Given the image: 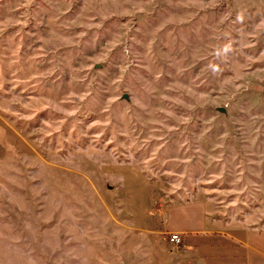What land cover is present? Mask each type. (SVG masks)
I'll return each mask as SVG.
<instances>
[{
	"label": "rangeland",
	"instance_id": "obj_1",
	"mask_svg": "<svg viewBox=\"0 0 264 264\" xmlns=\"http://www.w3.org/2000/svg\"><path fill=\"white\" fill-rule=\"evenodd\" d=\"M196 197L264 264V0H0V264H138Z\"/></svg>",
	"mask_w": 264,
	"mask_h": 264
},
{
	"label": "crops",
	"instance_id": "obj_2",
	"mask_svg": "<svg viewBox=\"0 0 264 264\" xmlns=\"http://www.w3.org/2000/svg\"><path fill=\"white\" fill-rule=\"evenodd\" d=\"M159 216L157 231L149 224H138V230H143L140 234L147 238L146 246L140 247L138 264L249 263L250 243L233 232L234 225L212 215L205 199L169 204L159 210ZM172 233H178V244L170 241Z\"/></svg>",
	"mask_w": 264,
	"mask_h": 264
},
{
	"label": "built area",
	"instance_id": "obj_3",
	"mask_svg": "<svg viewBox=\"0 0 264 264\" xmlns=\"http://www.w3.org/2000/svg\"><path fill=\"white\" fill-rule=\"evenodd\" d=\"M170 241L174 242L175 244H178L180 242V237L178 233H172L170 235Z\"/></svg>",
	"mask_w": 264,
	"mask_h": 264
}]
</instances>
